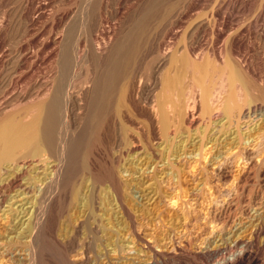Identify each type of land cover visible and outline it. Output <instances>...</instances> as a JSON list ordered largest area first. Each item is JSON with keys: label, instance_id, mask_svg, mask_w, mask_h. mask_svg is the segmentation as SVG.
Segmentation results:
<instances>
[{"label": "bare ground", "instance_id": "1", "mask_svg": "<svg viewBox=\"0 0 264 264\" xmlns=\"http://www.w3.org/2000/svg\"><path fill=\"white\" fill-rule=\"evenodd\" d=\"M148 15L143 16H147L145 21L126 29L124 36L116 41L110 39L114 42H110L111 47L106 46L109 49L105 52L102 49V55H96L92 44L86 46L89 40L82 46L84 56L91 51L94 59L93 77L91 72L81 81L76 80L73 73L79 48L75 50L73 44L66 43L59 61L56 59V76L42 80L38 86L41 90L35 88L38 99L32 104H14L29 100L31 95L27 92L11 91L8 85L4 90L0 88V212L11 220L7 237L3 235L6 240L0 234V258L13 249L24 248L28 251V264H40L48 240L62 253L61 264H73L64 252L70 248L68 242L79 237L77 234L81 235L78 244L85 250L99 246L105 254L131 253L133 247L118 239L125 231L121 215L128 209L124 203L126 193H130L128 182L122 181L123 173L137 180L136 187L144 188L150 167L155 166V175L162 164L166 166L162 175L171 171L166 177L176 179L180 187L184 173L180 166L201 165L214 150L218 152L213 160L217 176L232 177L239 161L250 171L260 168L256 158L264 150V84L249 78L247 81L242 71L238 72L241 68L237 71L229 67V72L227 63L224 71L219 67L220 72L215 74L209 68V72L205 71L207 66L202 70L197 64L199 67L191 68L192 72L187 70L189 76L182 71V82L181 75L177 76L182 73L177 74L181 68L167 67L169 61L172 65L171 58L166 54L154 57L146 37L153 34L150 20L156 14ZM192 62L188 68L196 65ZM88 86H92L91 90H86ZM82 97L85 104H77ZM254 141L259 144H252ZM230 152L234 154L224 156ZM147 187L145 191L153 184ZM157 191L146 194L148 200L160 195ZM73 216L78 223L71 228ZM108 234L115 240L105 239ZM97 241L101 243L97 245ZM217 247L220 252L227 245ZM223 263L225 260L219 259L215 264Z\"/></svg>", "mask_w": 264, "mask_h": 264}, {"label": "rangeland", "instance_id": "2", "mask_svg": "<svg viewBox=\"0 0 264 264\" xmlns=\"http://www.w3.org/2000/svg\"><path fill=\"white\" fill-rule=\"evenodd\" d=\"M82 9L84 12L81 11ZM263 10L264 0H0V88L3 89L8 85L11 91L27 92V95H31L29 100L21 103L14 102V104H21L20 107L32 104L38 99L36 93L41 90L38 86L43 81L56 76L54 74L58 70L62 47L66 43L73 44L75 50L79 48L73 73L76 80L84 79L87 73L91 72L90 77H93L94 59H92L91 51L84 56L82 46H85L84 44L89 40L86 46L89 47L92 44L96 55H102L104 49H109L107 45L111 47L110 42L124 36L127 30L132 29L141 20V22L145 21L147 16H143L149 13V15L156 14V17L150 20L151 29H153L150 31L153 34L149 32L151 35L146 37V40L150 41L152 52L155 53L153 55L157 57L166 54L167 58L172 59H170L172 65L169 61L167 67L173 66V69L176 67L175 70L181 68L178 73L176 71L177 74L184 70L185 74L183 72L176 74L178 77L181 75L182 82L185 80L184 75L189 74L187 70L199 67L197 64H201L202 70L207 66L205 71L209 72L210 69L211 74L224 71L223 67L229 64L226 70H229V67L230 70L235 68L237 71L241 68L238 72L240 74L242 71L243 75H241L246 80L249 78L251 82L264 84ZM99 45L102 47L100 48ZM170 48L172 51L169 52ZM191 59L196 62H192ZM190 61L196 65L192 64L193 67L188 68L189 63L186 62ZM175 64H178V67ZM237 66L239 67L236 68ZM219 67H222L220 71ZM238 85L241 87L240 82ZM91 87L88 86L86 90H91ZM242 94L245 95V91ZM82 102L85 104L83 97L77 104ZM261 127H264V124ZM257 140L261 143V139ZM256 142L252 144H259ZM263 151L256 158L261 163L260 166L258 162L259 167L263 166L262 170L258 168L250 171L247 165L239 161L233 169V176L225 177L217 176L214 171L213 160L218 154L214 150L207 156L206 161L200 163L201 165L193 163L191 166L187 163L180 166V170H184L180 187L176 184V179L166 177V174H170L171 171L166 170L167 173L162 175L166 168V166L162 167V164L158 166L155 175L153 173L155 166L150 167L144 188L136 187L137 180L131 178L129 173H123L122 181L128 182L130 193H126L127 203H124L125 208L128 209L121 215L124 216L125 231H121V237L118 239L125 240L126 244L133 247L131 253H122L119 256L105 254L99 246L92 251L85 250L78 244V238L81 235L77 234L76 237H79L68 242L70 248L65 249L64 255L73 264H148L150 262L153 264H215L219 259L225 260L223 264H264ZM232 154L234 152L225 153L224 156L230 157ZM182 163H186V160ZM194 166L195 169L192 170ZM203 168L206 169L202 170ZM135 177H139V174ZM152 184L153 188L145 191L146 188L148 189L147 186ZM157 184H160L159 187ZM130 185L133 186L130 187ZM152 190L160 195H155L152 200H148L146 194ZM150 196H153V193L148 197ZM5 210L8 211V208ZM2 214L0 212V234L2 233V240H6L7 232L11 229V220L10 217ZM215 214L214 220L211 219ZM71 219H73L71 225L78 223L75 216ZM223 223L225 224L222 225ZM74 225L71 228L75 227ZM106 238L115 240L112 234H108ZM100 243L97 241V245ZM223 243H226L227 248L219 252L217 246ZM10 252L11 254L0 258V264H28L27 250L17 248ZM60 254L62 253L56 251L49 241L45 240L40 264H61L63 262Z\"/></svg>", "mask_w": 264, "mask_h": 264}]
</instances>
